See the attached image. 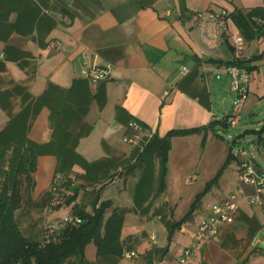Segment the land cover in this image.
Masks as SVG:
<instances>
[{"label":"crops","instance_id":"obj_1","mask_svg":"<svg viewBox=\"0 0 264 264\" xmlns=\"http://www.w3.org/2000/svg\"><path fill=\"white\" fill-rule=\"evenodd\" d=\"M209 8L225 9L228 31L245 40L240 58L250 69L249 93L240 122L251 121L264 111V0H0V180L32 146L35 168L14 212L25 236L41 241L44 226L72 215L74 206L92 212L110 201L107 214L124 215L123 255L98 257L89 243L87 264H264V207L254 187L238 181L236 159L178 224L223 167L234 139L264 172L251 153L264 150L261 127L173 136L164 184L152 142L232 109L229 78L208 80L204 67L215 66L209 59H233V49L225 38L210 44L190 21ZM85 61L107 67L109 77L85 78ZM133 121L143 127L138 138ZM232 194L233 222L181 263L199 224ZM132 251L136 256H124Z\"/></svg>","mask_w":264,"mask_h":264},{"label":"trees","instance_id":"obj_2","mask_svg":"<svg viewBox=\"0 0 264 264\" xmlns=\"http://www.w3.org/2000/svg\"><path fill=\"white\" fill-rule=\"evenodd\" d=\"M186 14V11H183V15ZM208 62H212L217 67L238 65L247 71L250 70L242 59L228 61L209 59ZM216 126L223 130L229 127L224 121L213 120L207 126L171 130L162 138L154 137L152 139V142L157 143L158 146L161 182L163 184L171 138L207 129L215 133ZM257 133L260 134L259 138H261V134L264 133V124ZM261 139L264 140V137ZM235 140L229 144V154L223 167L206 185L204 191L197 195L183 220L178 223L179 225L193 212L200 197L220 177L226 166L236 159L232 152ZM34 168L35 154L33 147L30 146L22 149L13 169L2 173L0 180V264H87L85 249L89 243L95 245L98 257H121L124 252L121 242L124 215L122 211L117 209H110V213L107 214L112 205L110 201H103L98 206L95 203L92 212H88L80 206H74L72 216L79 217L80 223L67 224L57 230L49 241H46L45 228L44 237L41 241L31 240L23 234L14 218V212L21 207L24 184L29 181ZM168 238L171 239V231H169Z\"/></svg>","mask_w":264,"mask_h":264},{"label":"built area","instance_id":"obj_3","mask_svg":"<svg viewBox=\"0 0 264 264\" xmlns=\"http://www.w3.org/2000/svg\"><path fill=\"white\" fill-rule=\"evenodd\" d=\"M228 12L222 8H209L206 11H198L193 13L191 22L196 23L202 35V38L214 44L218 39L225 38L233 49L234 58L241 59L242 51L245 47L244 38L238 33H231L228 31L226 23ZM201 57H210L204 50H199L198 53ZM186 66H182L180 73L186 75L189 73ZM206 79L219 80L221 77H228L230 81L231 90L235 93V100L231 111L224 116L217 118L218 121H224L228 126L235 127L240 122L242 116V108L247 100L249 93V72L242 66L238 65H225L204 67ZM82 74L85 78L97 82L109 77V70L107 67L89 65L87 61L84 62ZM131 128L135 131V138H138L143 131V127L138 122H131ZM151 133L148 137H151ZM132 142V139H127ZM232 152L236 157L237 162V178L242 184L253 186L255 189L254 200L264 207V172L255 167L253 160L248 154L244 145L235 142L232 146ZM195 176L186 178V182H191ZM237 196L230 195L224 201L212 207L211 214L203 220L195 233L192 246L183 251L180 262L183 263L192 254V250L196 245L206 238H213L217 235L221 226L231 224L233 222V213L237 206ZM70 223H80V218L77 216H68L56 224L45 225L46 241L55 235L57 230L65 227ZM126 257L136 256L135 252L125 253Z\"/></svg>","mask_w":264,"mask_h":264},{"label":"rangeland","instance_id":"obj_4","mask_svg":"<svg viewBox=\"0 0 264 264\" xmlns=\"http://www.w3.org/2000/svg\"><path fill=\"white\" fill-rule=\"evenodd\" d=\"M245 122H240L239 125H237L236 128L234 127H228L227 133H231V134H236L238 132H242L243 130H245L246 128H251V129H258L261 127V125L264 123V111L262 110L261 113H257L254 114L250 117L251 121H247L248 117L246 119H244ZM251 139H254L256 137L255 134H250L249 135ZM250 139V140H251ZM246 142V141H245ZM14 144H17V142L15 141ZM249 146V144H248ZM22 152V150H20V153ZM19 153V155H20ZM252 155L254 156L255 161L261 165V167L264 169V150H261L260 153L257 150H251ZM262 154V155H261ZM18 155V156H19ZM9 158V157H8ZM7 158V159H8ZM17 162V161H16ZM16 164V163H15ZM15 166V165H14ZM14 166L11 167V169L14 168ZM9 174V173H8ZM1 175V174H0ZM28 190V189H27ZM26 190V191H27ZM25 200L27 201V197L25 198ZM25 201V203H26ZM22 226V224H21ZM31 240H34L36 237H29Z\"/></svg>","mask_w":264,"mask_h":264}]
</instances>
